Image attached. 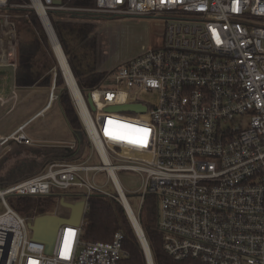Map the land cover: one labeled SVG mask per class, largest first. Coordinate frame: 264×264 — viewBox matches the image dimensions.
I'll list each match as a JSON object with an SVG mask.
<instances>
[{
    "label": "built area",
    "instance_id": "obj_1",
    "mask_svg": "<svg viewBox=\"0 0 264 264\" xmlns=\"http://www.w3.org/2000/svg\"><path fill=\"white\" fill-rule=\"evenodd\" d=\"M71 2L0 0V61L16 53L8 7L31 8L40 18L41 8L50 24L49 13L57 11L87 22L162 17L166 27L158 45L88 92L93 109L82 93L85 107L73 98L99 163H87L91 155L49 162L41 172L0 187V264H117L127 256L121 232L109 241H84L81 224L60 225L50 252L32 239L28 222L34 216L18 213L7 197L53 191L85 200V209L93 194L113 197L135 216L153 194L162 246L174 260L264 264V0ZM116 105L143 109H108ZM9 141L32 143L24 125L0 136V155ZM91 171L105 172L114 192L89 178ZM122 172L140 179L129 194L118 177ZM134 195L136 212L129 201Z\"/></svg>",
    "mask_w": 264,
    "mask_h": 264
},
{
    "label": "trees",
    "instance_id": "obj_2",
    "mask_svg": "<svg viewBox=\"0 0 264 264\" xmlns=\"http://www.w3.org/2000/svg\"><path fill=\"white\" fill-rule=\"evenodd\" d=\"M71 3L91 5L94 0H72ZM4 12L10 15L17 27L16 85L30 86L38 82H41V85H49L51 69L55 68L58 103L77 144L74 148L58 144L38 145L35 151L42 155V159L39 161L38 158H18L17 163H19L13 164L14 166L9 169L7 177L0 176V187L8 186L20 179L41 172L47 166L48 161L79 160V157L82 154L84 156V152L90 148V141L87 140L74 103L71 101L62 79L61 71L56 64L48 36L36 16L37 14L33 9L24 7H8ZM49 18L74 79L85 96L113 72V70L106 71L97 68L96 24L65 18L62 12L57 11L50 12ZM134 140H136L135 136ZM20 149L23 148L20 147ZM22 159L27 162H21ZM13 175L15 176L10 177ZM77 199V197L71 198L73 201ZM7 202L13 209L21 213L32 211L39 215L53 214L55 213L56 194L10 195L7 197ZM138 220L146 238L153 264H201L194 259L174 260L164 251L161 233L157 228L155 195L145 196ZM118 231L122 234L123 247L127 251V256L117 264H147L145 251L121 203L105 195H91L88 198V205L81 222V239L84 241H109Z\"/></svg>",
    "mask_w": 264,
    "mask_h": 264
},
{
    "label": "rangeland",
    "instance_id": "obj_3",
    "mask_svg": "<svg viewBox=\"0 0 264 264\" xmlns=\"http://www.w3.org/2000/svg\"><path fill=\"white\" fill-rule=\"evenodd\" d=\"M28 2L29 0L11 1L12 4H16V5L18 4L24 5V4H27ZM24 8H27V7H24ZM39 21L41 22L40 19ZM90 23L96 24L95 31L97 32V68L99 70H106V71L113 70V72L119 66L123 65L125 62H127L131 58L145 52L149 47L158 45L161 42V38L163 36L164 30L166 27V21L164 20V18L152 17V16H109L107 18L100 19L99 21H91ZM1 24H2V19L0 17V30H5V29H1ZM15 26H16V23H15ZM55 59H56V56H55ZM56 64L59 68L57 59H56ZM61 75H62V72H61ZM62 79L64 81L63 75H62ZM64 84H65V81H64ZM54 90L57 91L56 86H54ZM69 91L70 90H68V92ZM70 93L71 92H69V96L71 98V101H73L72 95ZM54 95L56 98L57 96L55 92H54ZM29 97L31 98L30 102L29 100H21L15 107H13L7 113H5V111L9 108L10 104H7L4 107H0V128L3 126L4 127L7 126L14 121H17L20 119L22 120L29 112H32L34 109L38 108L43 103L42 102L43 100H41L42 98L40 97V95H38L37 90H34L33 95ZM85 98H86V95H85ZM46 111L47 112L43 115V118L40 117L39 119L35 120L33 123L25 127V132H26V135L29 137V139L32 140V142L35 144L44 142V141L71 140L72 139L71 132L66 124L64 117H62L61 110L59 106L57 105V102H54L52 107L49 106ZM44 116H45V119H44ZM8 129H11V128H8ZM88 139L89 138L87 136V140ZM10 143L7 146H5V148L2 150V154L0 155V158H1L0 166H2L3 163H6V162H9V163L13 162V164L17 163L18 158L16 156H20L21 154H22L21 155L22 157L33 156L31 151L28 152V151L21 150V149H15L16 148L15 145L11 144L12 145L11 147ZM89 143H90V148H88L84 152L85 155L83 156L82 154L81 157H79L80 159L75 160V161L86 160L87 156L91 155L92 157L87 163L96 164L100 162L98 158L97 150L95 149L91 141ZM10 148H11V151H10ZM36 158H38L37 160L40 161L42 159V155L38 153L36 155ZM21 162H27V161L22 159ZM88 176L89 178L91 179L93 178L95 179V181L102 184L106 190L110 192H114L113 185L110 182V180H108L105 172L94 173L93 171H91L89 172ZM118 177L120 178L122 185L129 190L126 192L127 194H129L130 191H134L139 186V183H140L139 177L131 172L119 173ZM52 193L56 194V204L54 207L55 214L61 215V216H68L69 209L59 204V198L63 196L65 197L66 200L73 201L71 200L73 196L68 195V193L62 194L58 191H53ZM93 195H97V194H93ZM110 198H113V197H110ZM136 198H137L136 195L129 197V201L130 203H132L135 212L137 211L136 204H135ZM2 211H3V206L0 202V212ZM18 213H20L23 216L24 215H27V216L38 215L32 211L26 212V213H21V212H18ZM136 216L138 219L139 213L136 214ZM146 260L148 264L147 256H146Z\"/></svg>",
    "mask_w": 264,
    "mask_h": 264
},
{
    "label": "crops",
    "instance_id": "obj_4",
    "mask_svg": "<svg viewBox=\"0 0 264 264\" xmlns=\"http://www.w3.org/2000/svg\"><path fill=\"white\" fill-rule=\"evenodd\" d=\"M83 22H87V21H83ZM5 45H6V42L4 40V46ZM2 48H4V47H2ZM16 52H17V48H16ZM0 54H1V49H0ZM16 55H17L16 53L14 55H8L7 58H5L6 57L5 56V57L2 58L3 62L0 61V107H4L7 104H10L9 108L5 111V113H7L13 107H15L21 100H29V102H30L31 98L29 96L33 95V91L34 90H37V93L42 98L41 100H43L42 101L43 103L38 108L34 109L32 112H29L22 120L20 119V120L12 122L11 124H9V125H7L5 127L4 126L1 127L0 128V136H2V137L9 136L17 128H19L22 125H24V132H25V127L27 125L33 123L35 120L39 119L40 117L43 118V115L47 112L46 111L47 108L49 106L52 107L54 102H57V105L59 106L58 99H57L58 98V92L56 90H54L55 79H56V69L55 68L51 69L52 75H51V80H50V84L49 85H46V86L45 85H41V82L40 83L38 82V83H35L34 85H30V86H24V85L23 86H17L16 85V80H15V78H16V67H17V56ZM14 60L16 62L15 66H13L11 64V62H13ZM52 89L54 90L53 92H55L56 96H57L54 99H51V97H50ZM13 90H14V92L16 94L15 95V99L12 97V91ZM59 108H60V106H59ZM60 110H61L62 117H64L61 108H60ZM44 119H45V116H44ZM64 119H65V117H64ZM65 121H66V119H65ZM66 124L68 126L67 121H66ZM8 128H11V129H8ZM68 128H69V126H68ZM69 130H70V128H69ZM71 135H72V139L71 140L44 141V142H40V143H37V144L32 142L29 145L17 144L15 142L9 141L8 144L11 142L10 145L11 144L15 145V147H16L15 149H20V147H22L23 148L22 150L31 151L33 156H28V158L36 159V155L39 152H37L35 150H36V147L38 145L58 144V145H61V146H64V147H70V148L73 147L74 148L77 143L75 141V138H74L72 132H71ZM12 145H11V147H12ZM10 151H11V148H10ZM21 155L20 156H16V157L17 158H19V157L22 158ZM49 162H64V161L53 160V161H48L47 163H49ZM47 163H46V165H47ZM13 166H14L13 162L12 163H9V162L3 163V165L0 166V176L7 177L9 169L11 167H13ZM14 176L15 175L10 176V177H14Z\"/></svg>",
    "mask_w": 264,
    "mask_h": 264
},
{
    "label": "water",
    "instance_id": "obj_5",
    "mask_svg": "<svg viewBox=\"0 0 264 264\" xmlns=\"http://www.w3.org/2000/svg\"><path fill=\"white\" fill-rule=\"evenodd\" d=\"M55 3L58 4L59 1H56ZM40 20H41V18H40ZM41 22H42V20H41ZM48 26L50 27L51 31L53 32L54 36L56 37V34L52 28V25L50 23H48ZM45 27L46 26L44 25V29L46 31V34L49 37L48 30ZM56 40H57L58 44L60 45L57 37H56ZM49 41H50L52 50L55 54V51L53 49L50 37H49ZM55 56H56V54H55ZM56 59H57V57H56ZM65 84L67 87L66 82H65ZM67 89H68V87H67ZM79 91H80V89H79ZM72 98H73V96H72ZM86 101H87L89 107L91 109H93L92 101H91L89 94L86 95ZM108 109L111 111H116V110L120 111V110H125V109L142 110L143 108L140 105H116V106H110ZM59 204L65 208L69 209V215L68 216H61V215H56V214H52V213H47V214H42V215L38 214V215L34 216L28 222V227L32 231V239L44 243L47 252H50L54 246L56 233H57L60 225L69 224V225H73V226H78L81 224L83 216H84L85 200H83V199H79V200H75V201H68L62 196L59 198ZM128 218H129L136 234L138 235V237L141 241V244L143 246V249H144L145 254L147 256V259H148V263L153 264L152 256H151V253H150V250H149V247H148V244H147V241H146V238L144 236V233H143L141 226L138 229H136V227L134 226V223L130 219L129 214H128ZM43 229H44V232L42 231Z\"/></svg>",
    "mask_w": 264,
    "mask_h": 264
},
{
    "label": "bare ground",
    "instance_id": "obj_6",
    "mask_svg": "<svg viewBox=\"0 0 264 264\" xmlns=\"http://www.w3.org/2000/svg\"><path fill=\"white\" fill-rule=\"evenodd\" d=\"M38 14L41 16V18L44 21V24L48 30L51 42H52V46L53 49L55 51L56 57H57V61H58V65L59 68L62 72L63 78L65 80V82L67 83V87L70 90L73 98L75 100H77L79 102V104H81L83 107V99H82V95H81V91H79V88L77 86V83L74 79V76L70 70V67L67 63L66 57L60 47V45L58 44L56 37L54 36L53 32L51 31L50 27L48 26V22H47V18L44 15V12L42 11L41 8H38ZM100 152L103 153V151L101 150V148L99 147ZM124 204L127 205L126 200L124 199ZM129 209V208H128ZM129 215H130V219L132 220V222L134 223V226L136 227V229L139 228L138 222H137V217L133 214V212L129 209ZM44 232V229L42 230ZM68 248V241L65 244V250H67ZM151 264V263H150Z\"/></svg>",
    "mask_w": 264,
    "mask_h": 264
}]
</instances>
